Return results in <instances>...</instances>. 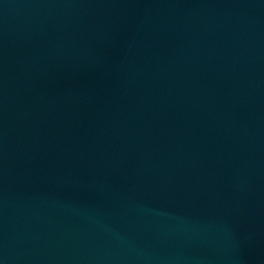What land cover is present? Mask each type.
Segmentation results:
<instances>
[{
	"label": "water",
	"instance_id": "1",
	"mask_svg": "<svg viewBox=\"0 0 264 264\" xmlns=\"http://www.w3.org/2000/svg\"><path fill=\"white\" fill-rule=\"evenodd\" d=\"M0 264H264V0H0Z\"/></svg>",
	"mask_w": 264,
	"mask_h": 264
}]
</instances>
